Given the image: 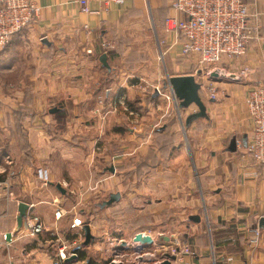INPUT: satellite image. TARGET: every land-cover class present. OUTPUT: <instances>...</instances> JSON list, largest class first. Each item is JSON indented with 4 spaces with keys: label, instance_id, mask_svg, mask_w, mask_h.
Returning a JSON list of instances; mask_svg holds the SVG:
<instances>
[{
    "label": "crops",
    "instance_id": "obj_1",
    "mask_svg": "<svg viewBox=\"0 0 264 264\" xmlns=\"http://www.w3.org/2000/svg\"><path fill=\"white\" fill-rule=\"evenodd\" d=\"M171 1L91 0L90 13H85L77 0H37V20L0 51V181L10 183L14 193L0 194V233L26 226L27 214L18 225L22 202L33 204L46 224L44 233L19 236L0 247V264H53L56 237L68 240L76 233L87 264H93L94 256L103 257L98 241L131 238L137 232L129 236L117 221H105L115 203L101 204L115 192L122 194L132 175L147 173L148 163L141 162L146 152L155 161L149 165L159 197L154 218L165 219L172 205L166 195L176 191L157 188L158 181L173 177L181 182L177 194L180 189L184 193L179 203L185 229L153 231L149 218L140 222L146 228L139 231L187 241L194 255L176 264H264V164L246 151L253 129L247 97L257 81L264 82V0H246L258 35L244 55L223 64L224 71L239 77L243 69L252 74L237 80L210 78L220 91L217 100L208 97L209 82L203 84L208 118L186 127L185 145L180 118L197 109H179L168 80L192 75L194 69H186L188 61L177 58L182 44L175 42L176 36H165V16L178 13ZM151 27L161 42L167 37L166 47H159L160 66L155 46L148 43ZM103 54L108 66L100 60ZM167 131L177 135L164 154L157 138ZM234 138L237 149L232 151ZM136 155L138 167L129 163ZM93 208L106 213L105 218L98 219ZM191 215L201 220H190ZM75 216L91 225L95 240L89 245H83L85 229L71 227ZM256 227L262 234L258 246L251 244Z\"/></svg>",
    "mask_w": 264,
    "mask_h": 264
},
{
    "label": "built area",
    "instance_id": "obj_2",
    "mask_svg": "<svg viewBox=\"0 0 264 264\" xmlns=\"http://www.w3.org/2000/svg\"><path fill=\"white\" fill-rule=\"evenodd\" d=\"M77 1L82 12L90 13L91 0ZM171 9L178 13L165 16V36H176L175 42L182 44L181 55L193 58L199 65L198 72L208 80L213 71L224 70L226 59L244 55L258 35V27L251 22L252 14L246 0H172ZM39 11L37 0H0V51L7 48L16 34L29 28L37 20ZM241 72L240 78L252 74L248 69ZM251 88L247 104L253 129L246 151L256 163L264 164V82L257 81ZM206 90L211 99L219 98L220 91L213 82L207 84ZM156 91L161 93L160 87H156ZM174 98L176 100L175 94ZM4 160L10 165L14 163L9 156H5ZM12 174L13 172L10 173ZM3 191L10 197L14 196L10 183L5 180L0 181L1 195ZM29 207L26 226L12 232L0 233V247L10 245L19 236L35 237L46 231V224L34 210V205ZM61 217L62 213L58 211L56 218ZM85 224L84 219L79 216L73 217L71 221L73 229H83ZM139 232L153 237V242L146 244L135 240L136 233L131 238L116 236L98 241L97 252L103 255L99 264H165L167 260L169 264H176L182 263L186 256L194 255L191 245L180 236ZM252 233L254 235L251 244L258 246L262 237L261 229L256 227L252 229ZM77 236L76 233L75 237L68 240L56 237L59 244L53 264L88 263L87 259L82 258V242Z\"/></svg>",
    "mask_w": 264,
    "mask_h": 264
},
{
    "label": "rangeland",
    "instance_id": "obj_3",
    "mask_svg": "<svg viewBox=\"0 0 264 264\" xmlns=\"http://www.w3.org/2000/svg\"><path fill=\"white\" fill-rule=\"evenodd\" d=\"M149 26H151L150 23ZM153 29L156 31L155 35L153 34ZM151 31L152 33H150L151 36L150 38H148L149 40L148 43H151L155 46V56L156 59L159 60L158 59L159 47L162 46L163 48H165L166 46H164L165 43L161 42V39L159 38L160 37L159 34L157 35L158 33L157 29H155V27L153 28L151 27ZM136 43L140 44V42H136ZM177 58H179V60L180 58H183L184 60L188 61V64L190 65L185 68L186 69L189 68L190 70L194 69L193 70L194 74L199 79L197 81H199L202 84V86L204 83L208 81V79L204 77L202 73L198 72L199 65L197 64L196 61H194L193 59L188 60L190 58L186 59V57L182 55L178 56ZM159 61H160L159 62V66H160L163 64V61L162 60ZM201 91H203L202 88ZM201 96L203 98L202 93ZM191 108L192 109L195 108L198 110V106L194 104L191 106ZM188 110L190 109L188 108ZM184 121H185L184 116H181L180 122L182 123V126L179 133L181 138L183 139L182 142L185 145L188 142L187 139L188 136H187V128H186L187 126H185ZM168 136L169 137L171 136L170 133H168ZM187 148H188V152H190V148L188 147V145ZM149 155L150 154H148L147 152L146 155H141L142 157H144V161L141 159V162H144L145 164L148 163L147 173H144V170L142 171L144 173L143 175L139 176V174L135 173L134 176L133 175L131 176L132 177L131 181L125 187H121L123 196L118 201H116L115 204L112 205L113 208L109 211L108 213L109 215L107 216V218H105L106 213L101 212L100 209L97 212L94 211L93 208L92 212L98 214L97 217L98 219L100 217L101 220L105 218V221L109 222L110 224L115 225L117 221L118 225H120L119 227L124 228L125 231L128 232L129 236L131 234H134L135 232H138L139 230L145 229L146 227L140 225L141 224L140 222H143L144 220L147 221V219L149 218L151 219V224L149 226L150 227L149 229H152L153 231L160 230L161 227L163 228L166 227L165 229L162 228V230H170L172 233L175 232L181 233V231H184L185 229V225L182 223L183 221L181 220V217H183V212H184L182 209H184V207L179 202L182 198H184V193L183 190L179 188L180 193L177 194L178 190L176 189L177 187L180 186L181 182L180 181L177 182V180H175V178L173 177L164 182L158 181L157 188H161V189L164 188L165 190H167L168 188H174V190L176 191H173V189H171L168 195H166V199L168 200L167 203H170L172 205L168 209L167 211L168 214L166 215L165 219L159 220L157 217L154 218V216L157 215V212L160 211V209H159V205L157 204L159 197L156 194L155 191L156 188L154 189L155 186V183L153 181L154 178L149 179L150 176L155 177V172L150 170L149 165L151 164L152 160L149 159L150 158ZM184 155H185V159H187L189 162V155H186L185 152ZM139 161H140V156L136 155V157L133 158L132 161H130L129 163H131L130 165L138 167L137 164L139 163ZM172 183H174L173 187H171ZM173 192H176V194H173ZM186 210L188 209L185 208V211ZM89 218L90 217L86 219L90 220ZM94 259L95 260L93 264H99L100 259L96 258V256H94Z\"/></svg>",
    "mask_w": 264,
    "mask_h": 264
},
{
    "label": "water",
    "instance_id": "obj_4",
    "mask_svg": "<svg viewBox=\"0 0 264 264\" xmlns=\"http://www.w3.org/2000/svg\"><path fill=\"white\" fill-rule=\"evenodd\" d=\"M44 43L50 45V41L47 39L44 40ZM100 60L104 63L105 66H108V60H107V55L103 54L100 57ZM231 78V79H239V75L235 73H228L226 70H216L213 71L211 74V78L214 80H217L219 78ZM168 85L171 91L174 92L176 100H179V109H187L190 108L193 104L198 106V110L194 111L193 113L189 114L186 119L185 123L186 126L189 127L194 120L204 117L208 118V113H207V106L205 104L204 99L201 96V88L202 84L197 81L196 75H176V76H169L168 80ZM53 112H57L59 109L58 108H52L51 109ZM247 145V142H246ZM229 149L232 151H235L237 149V138H234L231 145L229 146ZM110 171L114 172L115 167L111 166ZM57 188L60 189L61 191L65 192L60 185H57ZM122 194L121 192H115L110 196L108 200H105L102 202V206H107L115 203V201H118L121 198ZM20 209V214L18 216V225L19 227L22 226L23 223V218L27 214L28 205L24 202L20 203L19 205ZM190 220L193 221H200V216L199 215H191L189 217ZM85 229V241L83 245H89L91 241L94 240V236L91 232V225L90 224H85L84 225ZM135 240L140 241L142 243H152L153 242V237L150 235L145 236L142 234V232H137L134 236ZM172 258H175V256H172ZM73 258H69V260H72ZM165 264H169V260L165 262Z\"/></svg>",
    "mask_w": 264,
    "mask_h": 264
},
{
    "label": "trees",
    "instance_id": "obj_5",
    "mask_svg": "<svg viewBox=\"0 0 264 264\" xmlns=\"http://www.w3.org/2000/svg\"><path fill=\"white\" fill-rule=\"evenodd\" d=\"M130 105L133 107L134 103L130 102ZM134 108H136V107H134ZM170 123H175V122L171 121ZM160 131H162V130H160ZM168 133H170V135H171L170 137L168 136ZM176 135L177 134H174V132L171 133L170 131H167L166 133L158 136L157 140L160 142L161 145L163 144V153L164 154H167L168 152H166V150L168 151L170 149V148L166 149V145L170 147V145L173 146L175 144ZM149 157H151L149 159L152 160L151 164L153 165L155 162L154 159L152 158L153 156H149ZM147 167H148V165H147ZM84 256L85 255L82 253V258H84Z\"/></svg>",
    "mask_w": 264,
    "mask_h": 264
}]
</instances>
